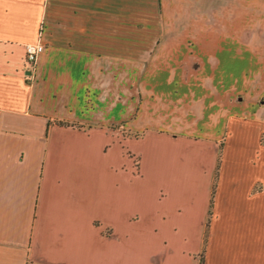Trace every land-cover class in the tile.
I'll return each instance as SVG.
<instances>
[{
  "label": "crops",
  "instance_id": "0c3cea01",
  "mask_svg": "<svg viewBox=\"0 0 264 264\" xmlns=\"http://www.w3.org/2000/svg\"><path fill=\"white\" fill-rule=\"evenodd\" d=\"M40 34L47 49L31 67L25 46ZM149 61L169 71L146 81L187 84L209 77L220 83V0H0V264L89 262L97 223H81L86 180L51 177L49 171L51 147L61 143L56 132L89 137L95 129L57 121L93 123L96 113L87 99L110 94L115 77L122 82L127 73L121 69ZM207 67L212 75L203 74ZM234 132L236 147L217 179L215 149L151 139L158 145L161 180L176 184L192 176L187 172L201 161L193 155L197 149L208 165L202 246L192 264L201 254L204 264H264V156L255 163L247 157L250 127ZM70 159L73 167L76 159ZM105 224L115 237L118 225Z\"/></svg>",
  "mask_w": 264,
  "mask_h": 264
},
{
  "label": "rangeland",
  "instance_id": "374dc122",
  "mask_svg": "<svg viewBox=\"0 0 264 264\" xmlns=\"http://www.w3.org/2000/svg\"><path fill=\"white\" fill-rule=\"evenodd\" d=\"M255 44L260 50L250 51ZM150 62L121 69L127 73L122 82L115 77L110 94L98 92L87 99V107L96 113L93 123L57 121L95 129L89 137L71 129L56 132L61 143H54L50 153L51 177L86 180L85 190L81 189V223H97V234L92 231L93 256L85 264H192L201 248L199 230L207 213L204 192L209 189L203 170L207 162L197 149L193 155L201 161L187 172L192 176L187 174L176 184L161 180L158 145L151 139L170 145L190 140L197 147L215 149L214 174L220 177L227 170L229 150L236 147V126L251 129L247 157L255 163L264 156L263 4L220 0V75L216 74L220 83L213 84L209 77L195 83L191 77L196 73L187 84L146 81L153 73L169 71L150 67ZM206 70L204 75H212L211 69ZM69 157L76 159L73 167L67 164ZM241 177L244 187L248 181L245 174ZM232 185L233 180L227 181L228 189ZM261 188L257 183L255 189ZM105 223L118 225L115 237Z\"/></svg>",
  "mask_w": 264,
  "mask_h": 264
},
{
  "label": "built area",
  "instance_id": "2783aa9c",
  "mask_svg": "<svg viewBox=\"0 0 264 264\" xmlns=\"http://www.w3.org/2000/svg\"><path fill=\"white\" fill-rule=\"evenodd\" d=\"M46 49V43L42 38V34L39 35L37 41L26 44V58L31 67L35 66L39 57L46 51Z\"/></svg>",
  "mask_w": 264,
  "mask_h": 264
},
{
  "label": "trees",
  "instance_id": "16d2710c",
  "mask_svg": "<svg viewBox=\"0 0 264 264\" xmlns=\"http://www.w3.org/2000/svg\"><path fill=\"white\" fill-rule=\"evenodd\" d=\"M58 124L64 125L62 122H58ZM217 176H218V173L216 174V179H217ZM215 189H216V183L214 184V187H213V194L215 193ZM212 202H213V199H212ZM207 225L209 226V223ZM200 264H204L203 261Z\"/></svg>",
  "mask_w": 264,
  "mask_h": 264
}]
</instances>
